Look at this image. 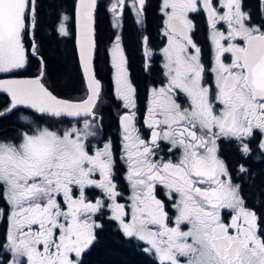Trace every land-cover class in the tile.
I'll return each instance as SVG.
<instances>
[{"label":"snow or ice","instance_id":"snow-or-ice-1","mask_svg":"<svg viewBox=\"0 0 264 264\" xmlns=\"http://www.w3.org/2000/svg\"><path fill=\"white\" fill-rule=\"evenodd\" d=\"M96 4L78 0L76 9L85 99L58 98L42 83V71L34 78L0 80V90L11 100L5 113L22 105L46 121L41 125L19 116L25 123L11 134L0 132V199L8 206L0 215L9 219L0 264H81L100 227L93 217L105 207L126 236L148 245L144 251L159 264H264V229L244 206L241 185L233 183L219 147L222 140L235 143L248 155L251 140L259 137L257 149L264 151V23H252L242 0H216L215 6L214 0H163L166 83L150 89L147 139L136 126V88L116 37V94L130 110L120 118L121 159L131 188L125 205L118 202L111 142L90 153L101 95L93 68ZM144 5L145 0H132L137 18ZM37 7V0H0V73L16 75L25 67L26 43L36 53ZM124 7L125 0L111 7L117 26ZM201 11L213 46L210 67L202 62L189 18ZM59 32L67 34L63 23ZM65 117L83 118V126H52ZM175 152L180 154L173 159ZM239 171L248 169L240 166ZM93 186L103 194L94 202L85 195ZM226 210H231L227 222Z\"/></svg>","mask_w":264,"mask_h":264},{"label":"flooded vegetation","instance_id":"flooded-vegetation-1","mask_svg":"<svg viewBox=\"0 0 264 264\" xmlns=\"http://www.w3.org/2000/svg\"><path fill=\"white\" fill-rule=\"evenodd\" d=\"M46 1L47 0H37V5H39V2L41 3V7L39 9L37 7V21L40 16L43 17L44 15L43 4ZM62 1L64 2V0ZM162 1L163 0H145L142 15L140 18H137L136 12L132 8V0H125V7L123 9L122 15L119 18L118 26L115 23V14L111 11V7L116 2V0H97L95 9V11L97 10V12L94 13V39L96 43V49L93 58V68L95 71L96 78L101 82V99L102 97L103 99L98 100L97 107L95 109L97 118L92 121V130L96 132V135L95 137L89 138L91 141L90 153L94 152L98 147L102 148L104 143L111 142L112 152L115 158V167L113 169L115 174L114 182L117 184V191L121 193L120 197H118V202L123 203L125 205H128L130 203L129 197L131 196V188L129 182L125 178L127 171L126 165L121 159L123 154V129L120 118L122 117V115H124L130 110L124 107V102L116 94L115 68L112 63V48L116 41V37L118 36L120 38V44L123 49L124 57L126 60V67L129 79L131 80L133 86L136 88V126L140 129L142 137L147 139L150 136V130L145 125L144 120L146 118V110L148 105V99L150 96V89L152 87H159L163 83H166V78L164 76L163 69L164 57L162 49L167 45V37L164 34V22L166 17L163 11L161 10ZM215 4L216 0H214V6ZM242 7L245 12L250 13L253 24L258 25L264 23V0H242ZM221 11H223V9H221ZM65 16L68 17L66 21L63 19V17ZM189 18L193 21V24L195 25V29L193 32V40L201 48L202 62L206 65V67H210L213 58V46L209 38L210 29L207 23L206 14L203 11L199 13H191L189 15ZM68 20V13H66L65 10H61L56 23V32L59 36L67 37L69 35ZM99 21L102 22V25L106 28V33H108V35L106 36L107 38H105V40L101 38V41H99V36L97 34L98 26L100 25ZM61 23L66 26V35L61 34L58 30V26ZM219 27L223 29L226 26L224 24H221L219 25ZM43 35V30H38L37 24L35 29V46L37 51L35 54H33L31 51V44L26 43V47L29 48L28 63L33 62L38 64L39 69H36L32 73H30V71L27 69L29 65L27 63L23 69L17 70L16 75L0 73V79H10L17 77L33 78L39 74L41 66L42 72H45L46 51L43 50L41 44L43 40ZM74 50L76 53L75 46ZM226 62H228L227 58ZM81 76L83 78L82 72ZM42 83H44L45 87H47L46 78H42ZM0 95L2 96V105H0L1 111L7 106H9L10 100L5 94L0 93ZM4 97H7V102ZM5 102L7 103L6 106H4ZM19 109H25L29 112H32L29 109L23 107H20ZM33 113L34 112H32V116L36 117L35 120L41 115L39 113L33 115ZM24 116L28 117L29 120H32L28 115ZM78 120L79 122H77V120L73 118L65 117L63 119H60L57 124L52 126L67 128L71 127L73 124H76L77 127H82L83 118H78ZM44 124L45 123H42L41 125ZM7 134L11 133L8 132ZM258 140L259 137L251 140L250 147L252 149L257 147ZM166 143L167 142H162V144ZM219 147L220 156L222 159L225 160L226 164L228 165L233 183L240 184V173L237 171V167L235 165L231 167L230 158L228 157L229 153H227V156L226 154H224L229 148H235L238 150L236 144L228 143L222 140L220 142ZM179 154V152H175V156H173L172 158L175 159V157L179 156ZM160 155L164 156L165 159L169 158L165 155L164 152H161ZM94 178L97 180L100 179L99 174H95ZM75 194L78 195V191H75ZM85 195L90 201L94 202L95 199L101 198L103 194L100 189L95 188L93 186L85 189ZM2 202L3 204L0 206V209L6 211L8 206L5 204L3 199ZM230 212L231 210H226L223 213L226 222L230 220ZM93 218L96 220V223L100 225V227H102L104 222L110 221L121 229V227L119 226V222L112 219L111 210L107 207L102 209L101 212L97 213ZM98 228H96L95 230H97ZM7 229L8 226L6 225L5 215H0V244L5 242V234L7 232ZM140 242L144 244L145 247L148 246L145 245V242ZM2 251L3 250L0 249V253H2ZM7 258H11L10 253L8 254Z\"/></svg>","mask_w":264,"mask_h":264},{"label":"trees","instance_id":"trees-1","mask_svg":"<svg viewBox=\"0 0 264 264\" xmlns=\"http://www.w3.org/2000/svg\"><path fill=\"white\" fill-rule=\"evenodd\" d=\"M74 2L75 0H64V2L47 0L43 4L44 15L39 17L37 24L38 30L42 29L45 35V37L43 35L41 44L43 50L46 51L44 78L47 79V87L57 96L81 99L86 94V88L74 50ZM40 7L39 2L38 9ZM61 10H65L69 16L67 37L59 36L56 32V23ZM99 24L97 34L101 41V38L103 40L107 38L108 33L101 21ZM28 64L27 69L30 73L39 69L36 63ZM1 97L0 95V105H2ZM102 99L100 95L99 100ZM5 100L8 101L7 97ZM6 102L4 106L7 105ZM24 115H28L32 120L36 118L32 116V112L18 108L0 117V131L5 134L11 133L13 128L25 123L17 119ZM36 120L39 124L46 123L44 120ZM227 153H229L231 167L235 165L240 173L241 191L245 198L244 205L256 213L258 224L261 229H264V151L255 147L248 155H242L237 149L229 148L224 154L227 156ZM240 166L248 169V172H240ZM2 204V199H0V206ZM95 235L96 240L80 258L81 264H159L151 253L144 251V244L138 239L126 236L122 229L110 221L104 222L102 227L95 230Z\"/></svg>","mask_w":264,"mask_h":264},{"label":"water","instance_id":"water-1","mask_svg":"<svg viewBox=\"0 0 264 264\" xmlns=\"http://www.w3.org/2000/svg\"><path fill=\"white\" fill-rule=\"evenodd\" d=\"M77 6H78V0H75L74 2V44H75V48H76V54H77V58H78V63H79V66H80V70L82 72V75H83V78H84V82H85V86H86V95L82 98V99H85L88 95V90H87V78L84 76L83 74V68L80 64V61H79V44H78V40H79V28H78V23H77V13H76V9H77ZM42 71V66H41V70L40 72ZM39 72V73H40ZM39 75V74H38ZM34 78V77H33ZM10 79H25L24 78H10ZM0 80H6V79H0ZM50 91V90H49ZM0 93H3L5 94L9 100H10V96L9 94H7L6 92H4L3 90H0ZM55 95V94H54ZM58 97V96H57ZM60 99H65V100H69V101H73V102H79L80 100L82 99H79V100H73V99H68V98H63V97H58ZM11 107V100H10V104L7 108L3 109L0 111V113H4V114H7L5 113V110L6 109H9ZM20 107H23V108H26V109H29L30 111L34 112V110L30 109V108H27L26 106H18V108ZM69 118V117H68Z\"/></svg>","mask_w":264,"mask_h":264},{"label":"rangeland","instance_id":"rangeland-1","mask_svg":"<svg viewBox=\"0 0 264 264\" xmlns=\"http://www.w3.org/2000/svg\"><path fill=\"white\" fill-rule=\"evenodd\" d=\"M163 2V1H162ZM161 5H162V3H161ZM59 27H60V24H59V26H58V30H59ZM65 28H66V26H65ZM32 119V118H31ZM81 125H82V122H81ZM7 210H8V208L6 209V211L5 212H7ZM5 218H6V225L9 227V219H8V215H5ZM4 219V218H3ZM184 230H186V229H184ZM145 245H147V244H145ZM148 247V246H147ZM146 248V247H145ZM11 259V258H10Z\"/></svg>","mask_w":264,"mask_h":264}]
</instances>
